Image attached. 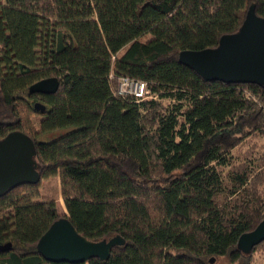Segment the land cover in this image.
<instances>
[{
  "label": "trees",
  "instance_id": "16d2710c",
  "mask_svg": "<svg viewBox=\"0 0 264 264\" xmlns=\"http://www.w3.org/2000/svg\"><path fill=\"white\" fill-rule=\"evenodd\" d=\"M252 6L264 18V0H0V141L28 136L41 174L0 197V264H57L37 252L62 218L40 190L53 178L81 236L126 241L88 264H250L264 243L237 244L264 220V153H233L264 139V87L207 82L179 56L217 48ZM50 78L55 94L30 92ZM123 78L149 93L119 95Z\"/></svg>",
  "mask_w": 264,
  "mask_h": 264
},
{
  "label": "water",
  "instance_id": "95a60500",
  "mask_svg": "<svg viewBox=\"0 0 264 264\" xmlns=\"http://www.w3.org/2000/svg\"><path fill=\"white\" fill-rule=\"evenodd\" d=\"M179 62L207 82L264 87V18L258 17L252 6L238 33L223 36L217 48L184 51ZM59 86L58 79L50 78L34 84L30 92L52 95ZM35 109L41 113L46 111L40 103L35 105ZM35 156V144L24 133L13 132L0 141V197L20 186L37 185L41 181ZM125 243L120 236L100 242L89 241L65 216L40 239L37 252L49 263L88 264L94 259L108 261L113 249ZM263 243L264 220L254 231L240 237L237 250L251 255ZM11 249V243L0 245V253Z\"/></svg>",
  "mask_w": 264,
  "mask_h": 264
},
{
  "label": "rangeland",
  "instance_id": "374dc122",
  "mask_svg": "<svg viewBox=\"0 0 264 264\" xmlns=\"http://www.w3.org/2000/svg\"><path fill=\"white\" fill-rule=\"evenodd\" d=\"M163 102L164 104H169V100L168 101L164 100ZM37 119L38 118L34 120H37ZM58 136H60V133L51 135L48 139H52ZM240 151L243 153L245 152L249 153L250 151H252L254 155L259 156L264 153V139L257 137V138L247 140L246 142L243 143L240 150L234 151L233 155L235 157H238L240 155ZM227 171L228 169L224 171V175L226 174ZM40 190L43 196H46L56 201L58 213L61 217H65L68 214L65 204H64L62 191H61V184H60L59 179L53 178V179L44 181L42 183ZM213 262H214L213 264H232L227 258H217ZM250 264H264V247L257 248L255 250L253 256L250 259Z\"/></svg>",
  "mask_w": 264,
  "mask_h": 264
},
{
  "label": "built area",
  "instance_id": "2783aa9c",
  "mask_svg": "<svg viewBox=\"0 0 264 264\" xmlns=\"http://www.w3.org/2000/svg\"><path fill=\"white\" fill-rule=\"evenodd\" d=\"M118 93L123 96H133L137 99H143L149 92L146 84L123 78L119 81Z\"/></svg>",
  "mask_w": 264,
  "mask_h": 264
},
{
  "label": "crops",
  "instance_id": "0c3cea01",
  "mask_svg": "<svg viewBox=\"0 0 264 264\" xmlns=\"http://www.w3.org/2000/svg\"><path fill=\"white\" fill-rule=\"evenodd\" d=\"M66 216H68V214Z\"/></svg>",
  "mask_w": 264,
  "mask_h": 264
}]
</instances>
